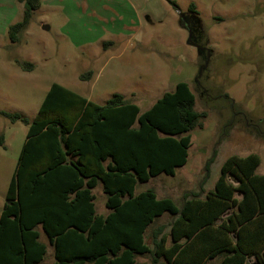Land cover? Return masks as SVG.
Wrapping results in <instances>:
<instances>
[{
    "label": "trees",
    "instance_id": "1",
    "mask_svg": "<svg viewBox=\"0 0 264 264\" xmlns=\"http://www.w3.org/2000/svg\"><path fill=\"white\" fill-rule=\"evenodd\" d=\"M21 3V20L8 28L13 44L40 6L39 0ZM179 21L187 29L182 14ZM194 105L184 82L142 113L120 94L98 105L54 83L32 121L0 112L27 127L0 211V264H41L47 246L52 264H136L138 256L150 264H264V174H256L257 155L228 157L204 193L213 152L199 191L184 193L180 205L151 189L135 193L137 184L174 176L186 164L190 132L203 117ZM98 185L105 216L94 205ZM164 215L168 224L152 228Z\"/></svg>",
    "mask_w": 264,
    "mask_h": 264
},
{
    "label": "rangeland",
    "instance_id": "2",
    "mask_svg": "<svg viewBox=\"0 0 264 264\" xmlns=\"http://www.w3.org/2000/svg\"><path fill=\"white\" fill-rule=\"evenodd\" d=\"M39 1L13 44L8 28L21 20L23 4L0 0V112L32 121L55 83L98 105L120 94L142 113L184 82L203 115L190 132L187 162L174 176L137 184L135 193L151 189L180 205L184 193L199 191L213 152L204 193L233 155H257L256 174H264V0ZM26 131L0 115V211ZM92 193L96 213L105 216L101 186ZM169 221L164 215L152 228ZM136 264L150 259L138 256Z\"/></svg>",
    "mask_w": 264,
    "mask_h": 264
},
{
    "label": "crops",
    "instance_id": "3",
    "mask_svg": "<svg viewBox=\"0 0 264 264\" xmlns=\"http://www.w3.org/2000/svg\"><path fill=\"white\" fill-rule=\"evenodd\" d=\"M40 240L42 242H45V238L43 237V235H41ZM46 257H48V260H49L47 264H52L53 263L52 248L50 246H47L46 255H45L44 260H43V262L41 264H46L45 263Z\"/></svg>",
    "mask_w": 264,
    "mask_h": 264
},
{
    "label": "flooded vegetation",
    "instance_id": "4",
    "mask_svg": "<svg viewBox=\"0 0 264 264\" xmlns=\"http://www.w3.org/2000/svg\"><path fill=\"white\" fill-rule=\"evenodd\" d=\"M187 26V29H189V25H186ZM186 29V28H185Z\"/></svg>",
    "mask_w": 264,
    "mask_h": 264
},
{
    "label": "water",
    "instance_id": "5",
    "mask_svg": "<svg viewBox=\"0 0 264 264\" xmlns=\"http://www.w3.org/2000/svg\"><path fill=\"white\" fill-rule=\"evenodd\" d=\"M199 49H201V48H199Z\"/></svg>",
    "mask_w": 264,
    "mask_h": 264
}]
</instances>
